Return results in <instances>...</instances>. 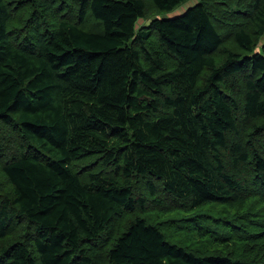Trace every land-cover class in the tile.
Here are the masks:
<instances>
[{
  "label": "trees",
  "instance_id": "1",
  "mask_svg": "<svg viewBox=\"0 0 264 264\" xmlns=\"http://www.w3.org/2000/svg\"><path fill=\"white\" fill-rule=\"evenodd\" d=\"M185 1L0 0V264H264V0Z\"/></svg>",
  "mask_w": 264,
  "mask_h": 264
},
{
  "label": "rangeland",
  "instance_id": "2",
  "mask_svg": "<svg viewBox=\"0 0 264 264\" xmlns=\"http://www.w3.org/2000/svg\"><path fill=\"white\" fill-rule=\"evenodd\" d=\"M197 1H199V0H187V1H185L184 3H182L180 6H178L176 9H174V11L173 12H171V13H165V14H157V13H155V14H153L152 15V17L154 18V17H164V16H168V17H170V16H172V15H178V14H181V13H183L188 7H190V6H192V5H194V4H196V2ZM152 17H150V18H152ZM26 20V19H25ZM150 21H147V20H140L139 21V24H138V26H142L144 23H149ZM22 24H24V21H23V19H21V18H19V17H17V22L16 23H14V28H16V27H20ZM230 44V43H229ZM6 138H7V140H9V138L6 136ZM11 153H12V151H11ZM8 158V156L4 153V155L0 158V184H2V186L1 187H3V189H1L2 191H0V193L2 194V195H6V194H10V190H9V185H7L6 184V179H5V177H4V175H3V173H2V171H1V164H2V161H4L5 159H7ZM249 171H250V168H247V167H245V172L246 173H249ZM197 211H200L202 214H204V213H206L205 212V209H198ZM200 213V214H201ZM212 229V228H211ZM229 232V231H228Z\"/></svg>",
  "mask_w": 264,
  "mask_h": 264
},
{
  "label": "bare ground",
  "instance_id": "3",
  "mask_svg": "<svg viewBox=\"0 0 264 264\" xmlns=\"http://www.w3.org/2000/svg\"><path fill=\"white\" fill-rule=\"evenodd\" d=\"M253 225V224H252ZM258 227V226H257ZM254 228V227H253ZM263 229H264V226H263ZM259 230V229H258ZM262 230V229H261ZM260 231V230H259ZM23 232V231H22ZM264 233V232H263ZM256 235H257V233H256ZM256 240V239H255ZM259 240V239H258ZM262 240V239H261ZM253 241H254V239H253ZM264 243V242H263Z\"/></svg>",
  "mask_w": 264,
  "mask_h": 264
}]
</instances>
